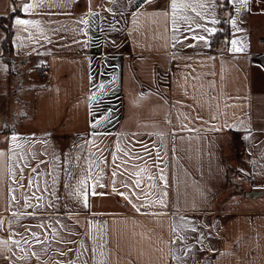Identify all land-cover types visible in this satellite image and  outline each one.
<instances>
[{
	"label": "crops",
	"instance_id": "0c3cea01",
	"mask_svg": "<svg viewBox=\"0 0 264 264\" xmlns=\"http://www.w3.org/2000/svg\"><path fill=\"white\" fill-rule=\"evenodd\" d=\"M0 16V264H264V0Z\"/></svg>",
	"mask_w": 264,
	"mask_h": 264
},
{
	"label": "trees",
	"instance_id": "16d2710c",
	"mask_svg": "<svg viewBox=\"0 0 264 264\" xmlns=\"http://www.w3.org/2000/svg\"><path fill=\"white\" fill-rule=\"evenodd\" d=\"M13 13H15V11H13L12 14ZM7 23H8L7 22V17L6 16H0V24L7 31V37L3 41V46H4V50H5L6 53H8V51H9V38H10V30H9V27H8ZM229 34H230V32H229L228 25L226 24L225 21H223L222 24H221L220 31H218V33H216L214 35V37L212 38V47H215L218 44H220L223 40L228 39ZM229 172H230V179H231V177L236 175L235 169L232 168L231 166L229 167Z\"/></svg>",
	"mask_w": 264,
	"mask_h": 264
},
{
	"label": "built area",
	"instance_id": "2783aa9c",
	"mask_svg": "<svg viewBox=\"0 0 264 264\" xmlns=\"http://www.w3.org/2000/svg\"><path fill=\"white\" fill-rule=\"evenodd\" d=\"M50 71L48 68L40 67L38 69V76L41 78H46L49 75Z\"/></svg>",
	"mask_w": 264,
	"mask_h": 264
},
{
	"label": "snow or ice",
	"instance_id": "6c2138e0",
	"mask_svg": "<svg viewBox=\"0 0 264 264\" xmlns=\"http://www.w3.org/2000/svg\"><path fill=\"white\" fill-rule=\"evenodd\" d=\"M173 6H175V5H173ZM17 23H18V24H19V23H24V21L17 20ZM201 39H203V37H201ZM232 43H233V46H234V47H233V50H234V51H242V50H243V49H239V48H236V47H235V45H236V43H237L236 41H233Z\"/></svg>",
	"mask_w": 264,
	"mask_h": 264
},
{
	"label": "rangeland",
	"instance_id": "374dc122",
	"mask_svg": "<svg viewBox=\"0 0 264 264\" xmlns=\"http://www.w3.org/2000/svg\"><path fill=\"white\" fill-rule=\"evenodd\" d=\"M234 179H235V180H234ZM234 179H233L232 182H235V183H238V182H239L240 184H242V181H241V180H239V179H237V178H234ZM234 191H235V192H233V193H238V192H239V189L235 187V190H234Z\"/></svg>",
	"mask_w": 264,
	"mask_h": 264
},
{
	"label": "water",
	"instance_id": "95a60500",
	"mask_svg": "<svg viewBox=\"0 0 264 264\" xmlns=\"http://www.w3.org/2000/svg\"><path fill=\"white\" fill-rule=\"evenodd\" d=\"M257 195V192H248L247 193V196H251V197H254Z\"/></svg>",
	"mask_w": 264,
	"mask_h": 264
}]
</instances>
